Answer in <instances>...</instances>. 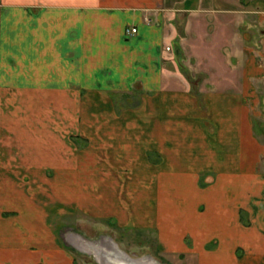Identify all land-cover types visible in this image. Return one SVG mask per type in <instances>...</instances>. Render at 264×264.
<instances>
[{"label": "crops", "instance_id": "0c3cea01", "mask_svg": "<svg viewBox=\"0 0 264 264\" xmlns=\"http://www.w3.org/2000/svg\"><path fill=\"white\" fill-rule=\"evenodd\" d=\"M170 10L0 0V264H76L73 234L94 254L83 209L197 264H264V30L234 18L222 63L183 69L194 23Z\"/></svg>", "mask_w": 264, "mask_h": 264}, {"label": "rangeland", "instance_id": "374dc122", "mask_svg": "<svg viewBox=\"0 0 264 264\" xmlns=\"http://www.w3.org/2000/svg\"><path fill=\"white\" fill-rule=\"evenodd\" d=\"M165 5L169 6L172 13H176L175 18L174 16L173 18L177 22H180L182 25H184L185 21L194 23L193 26L186 30L188 33H186V31L183 32L188 42L187 50L184 52V54H187V57L184 55L183 59L180 58V61H178L183 69L188 66V57L192 55V53L197 54L198 60L197 64H193L194 67L197 66L209 69L211 67L209 63H213V67L219 62V64H221L222 58L218 56L221 55L218 51V42L230 45L232 48L233 40L228 41L227 39L232 37V32L235 28L233 24L234 18L235 21H237L236 18L241 17V19H244L243 21L248 22V24L249 19H252L253 22L251 25L255 22L254 24H256L258 28V35L263 33L264 30L262 26L263 23L261 22V17L264 15V0H165ZM218 17L220 18V23L225 25L220 27L219 32L213 30V26L216 24V18ZM211 22L213 24L212 27L210 26ZM227 31L230 33L228 34ZM224 32L227 34L223 35ZM224 67H226V65ZM259 93L262 94L264 92ZM134 101V99L130 100V103H134ZM120 105L122 106V104H119L117 107L119 108ZM82 143L86 144V141L83 140ZM82 157L84 158V154H82ZM152 157H148L149 162H152ZM88 170L90 171L89 168ZM83 172H85V170H83ZM148 172L149 171H147V173ZM109 194L113 196L116 194V196L122 197V194L118 191V187H109ZM83 204H85V202H83ZM133 211L135 212L136 210ZM86 212L87 211L83 209V212L79 219L75 221V224L79 225L81 230L90 234L91 237H88V239L100 240V236L112 238L113 241L117 243L115 245L120 256L123 255L137 259V257L141 255L142 259L144 254H151L152 257L154 256L161 264H197L195 260H188L183 254V251L181 254L161 250L157 251L158 233L153 227L143 228L139 218L137 221L133 218L123 219L120 217L121 223L116 218H112V216L106 218L104 215L100 214L99 217H93L91 216L92 213ZM110 240L111 239L106 240V243L108 244ZM97 248L99 247L97 246ZM106 248H109L108 245H106ZM100 249H102V247ZM101 251L102 254L106 252L111 255L108 249H106V251ZM101 251H99V253ZM75 255V259H77L76 264H103V261L100 260V256L97 255L96 261L94 254H92L90 250L82 253L76 252Z\"/></svg>", "mask_w": 264, "mask_h": 264}, {"label": "bare ground", "instance_id": "6f19581e", "mask_svg": "<svg viewBox=\"0 0 264 264\" xmlns=\"http://www.w3.org/2000/svg\"><path fill=\"white\" fill-rule=\"evenodd\" d=\"M100 240H98V239H94V242H96V244H97V246L99 247V248H97L98 250L97 251H93L94 252V254L96 255H99L100 256V260H102L103 262V264H110L109 263V261L106 259V255H109L108 253H103L102 254V251L101 250H105L106 251V249H108V248H106V245H108V247L110 248V249H108V251H110V253L111 252H113V254H115L116 256H120V254H119V251H117L118 249H117V247H116V245L115 244H117L115 241H113V239L112 238H108V237H104V236H100V238H99ZM108 239H111L109 242H108V244L106 243V240H108ZM70 240H71V242H72V245L74 246V248H76L77 250H79L80 252H84L85 251V247H86V243L84 242V240L80 237V235H78V234H73V235H71V237H70ZM102 247V249H100ZM104 248H106V249H104ZM117 249L116 251H114V249ZM99 251H101L100 253H99ZM114 252H116V253H114ZM148 257V256H147ZM101 258H103V259H101ZM142 260V259H141ZM136 262H139L138 260H136ZM143 262H145V261H143ZM140 263V262H139Z\"/></svg>", "mask_w": 264, "mask_h": 264}, {"label": "water", "instance_id": "95a60500", "mask_svg": "<svg viewBox=\"0 0 264 264\" xmlns=\"http://www.w3.org/2000/svg\"><path fill=\"white\" fill-rule=\"evenodd\" d=\"M117 249L115 248L114 251H116ZM118 251V250H117ZM104 255V254H103ZM119 257V256H118ZM103 259V258H101ZM106 259L109 261L110 264H136V260L137 259H133V258H130V257H120V259H116V256L115 255H106Z\"/></svg>", "mask_w": 264, "mask_h": 264}, {"label": "built area", "instance_id": "2783aa9c", "mask_svg": "<svg viewBox=\"0 0 264 264\" xmlns=\"http://www.w3.org/2000/svg\"><path fill=\"white\" fill-rule=\"evenodd\" d=\"M136 31V28L135 27H130V28H127L126 29V32L127 33H133V32H135Z\"/></svg>", "mask_w": 264, "mask_h": 264}, {"label": "flooded vegetation", "instance_id": "af4514ba", "mask_svg": "<svg viewBox=\"0 0 264 264\" xmlns=\"http://www.w3.org/2000/svg\"><path fill=\"white\" fill-rule=\"evenodd\" d=\"M112 255H113V254H112ZM116 259H118V260H119V259H120V256H119V257H118V256H116Z\"/></svg>", "mask_w": 264, "mask_h": 264}]
</instances>
